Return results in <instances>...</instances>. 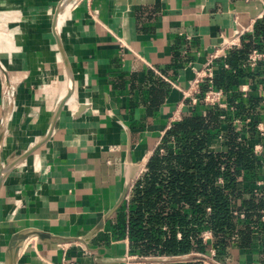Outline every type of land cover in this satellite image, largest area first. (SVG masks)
<instances>
[{"label": "crops", "instance_id": "1", "mask_svg": "<svg viewBox=\"0 0 264 264\" xmlns=\"http://www.w3.org/2000/svg\"><path fill=\"white\" fill-rule=\"evenodd\" d=\"M263 1L72 0L56 19L61 0H0V168L21 158L0 187V264H124L112 210L173 114H206L204 88L195 106L184 92L222 38L249 27L236 49L257 46ZM263 62L229 69L257 102ZM261 250L225 262L264 264Z\"/></svg>", "mask_w": 264, "mask_h": 264}, {"label": "trees", "instance_id": "2", "mask_svg": "<svg viewBox=\"0 0 264 264\" xmlns=\"http://www.w3.org/2000/svg\"><path fill=\"white\" fill-rule=\"evenodd\" d=\"M255 34L259 37L257 46L245 42L240 49L230 50L226 61L231 69L239 60L246 62L249 51L264 52V18L255 24ZM243 74L221 69L213 83L228 94ZM231 93L234 101L235 96L239 99L236 105L231 103L233 117L255 118L260 114L257 101ZM221 115H225V122ZM223 124L224 140L210 151ZM255 125L251 121L241 128L233 126L231 114L217 108H208L205 115L195 110L185 112L172 124L149 156L145 172L133 182L127 203L118 211L132 253H204L209 248L201 239L204 231L211 232V246L222 262L230 259L232 252L264 246V180L253 192L255 183L264 176V153L257 155L252 150L254 143L264 139L258 136Z\"/></svg>", "mask_w": 264, "mask_h": 264}, {"label": "built area", "instance_id": "3", "mask_svg": "<svg viewBox=\"0 0 264 264\" xmlns=\"http://www.w3.org/2000/svg\"><path fill=\"white\" fill-rule=\"evenodd\" d=\"M263 14L260 16L259 20L264 18V1L262 2ZM251 28H242L240 31L235 32V35L231 38H222L221 43L215 48V50L210 54L206 64L199 70L196 71L194 78L190 82L188 88L185 90V98L190 99L191 105L195 106L198 103L197 96L201 93L202 85H206L204 91L202 92V102L207 108H217L228 112L231 114V123L233 126L241 128V126L248 124L251 121H255L256 131L258 136L263 140L264 139V94L259 97V108L263 112L255 118H245L237 119L233 117L235 112L234 105L228 101V94L231 92H237L240 97L246 100L250 94V88L247 84H240L237 88L227 92L221 88L215 87L213 80L216 75V68L220 70H229L230 66L227 63V57L230 50L240 46V42L247 33L251 32ZM264 61V52H260L257 49L249 51L245 66L249 68H254L258 63ZM264 79V74L261 76ZM182 113L177 111L173 114L170 119V122L165 130V132L170 129L173 123L181 119ZM220 119L225 122V115H221ZM164 132V133H165ZM244 135V134H243ZM220 142L224 140V131H221L216 137ZM213 150V147H210V151ZM252 150L254 154L261 155L264 153V141L256 142L252 145ZM162 153L163 151L160 150ZM145 167L142 169V173L145 172ZM221 181V180H220ZM263 185L262 181L255 183L253 187V192H257L258 189ZM132 186V185H131ZM131 186L128 190L127 196L124 200L127 203L129 199V193ZM123 202V203H124ZM242 217V215H241ZM264 221V216L262 217ZM201 239L203 244L209 245V248L206 252H189L185 255L180 256H143L138 253H128L124 257V264H163L169 262H198L200 264H227L228 262L220 261L216 256V250L211 246L212 244V234L209 231H204L201 234ZM261 259L264 261V251H260ZM238 264H261V261H248L240 262Z\"/></svg>", "mask_w": 264, "mask_h": 264}, {"label": "water", "instance_id": "4", "mask_svg": "<svg viewBox=\"0 0 264 264\" xmlns=\"http://www.w3.org/2000/svg\"><path fill=\"white\" fill-rule=\"evenodd\" d=\"M70 1H72V0H61V2L59 3L58 8L56 10V13H55V18L56 19H57V16L59 15V13L61 12V8L64 5H66L67 3H69ZM56 19H55V21H56ZM60 52H61L62 58H63V60H64V62L66 64L65 57L63 55V51L61 50V48H60ZM67 98H68V96H66V98H64L63 100H61V102H59L57 112L65 104ZM85 107L86 106H79L77 113H80ZM57 112H56V114H57ZM32 150H30L29 152H32ZM29 152H28V154H29ZM19 160H21V158L16 160V161H13L12 163H10V164H8L6 166H2L0 168V187H1L2 183H3V180H4L5 176L14 168V166L19 162ZM128 190H129V183L126 184L125 189L123 191V194H122L120 200L118 201V203L116 204L115 208L112 210V212H114V211H116V210H118L120 208V206L122 205V203L124 202V200H125V198L127 196ZM24 239H25V236H23V235L22 236H20V235L15 236L13 238L12 242H11V249H13L14 251H17L21 241H23Z\"/></svg>", "mask_w": 264, "mask_h": 264}]
</instances>
